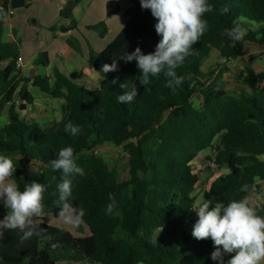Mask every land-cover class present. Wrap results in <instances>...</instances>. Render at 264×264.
I'll return each mask as SVG.
<instances>
[{"label":"trees","instance_id":"16d2710c","mask_svg":"<svg viewBox=\"0 0 264 264\" xmlns=\"http://www.w3.org/2000/svg\"><path fill=\"white\" fill-rule=\"evenodd\" d=\"M32 1L0 0V118L7 111V122L0 126V154L13 158L17 168L12 179L21 190L31 180L45 185L44 210L58 218L56 185L62 173L54 172L49 161L61 148L71 146L84 170L83 176L70 177L71 202L84 209L82 221L90 235L76 237L44 219L43 234L23 244L19 230H5L0 264H58L61 258L90 264H217L210 257L211 240L197 241L187 228L179 230L196 221L192 206L203 181L194 161L218 141L213 157L217 169H231L209 184L206 200L227 204L264 190V88L259 85L264 73L248 70L244 81L251 93L233 94L220 88L218 81L207 84L212 73L205 74L202 63L213 51L235 59L243 55L246 42L264 45V0H209L216 10L205 15L208 31L176 70L185 81L175 92L165 86L163 74L152 77L145 89L139 84L141 73L135 61L118 60L119 71L103 73L95 89L74 84L58 69L52 76L21 77L16 69L21 41L5 42L3 33L10 25V12L27 8ZM81 1L70 0L61 13L71 19L72 28L77 26L73 9ZM127 1L124 28L103 51L90 55V65L97 71L137 47L144 54L153 52L160 39L150 10L142 9L140 0ZM222 6L229 9L223 15ZM237 25L245 36L234 42L224 33ZM89 28L106 29L103 23ZM35 63L47 65V53H39ZM115 77L129 87L137 85L139 94L133 102H118L124 89L110 83ZM29 84L66 101L61 120L43 127L21 117L35 100ZM196 93L202 96L200 107L193 104ZM69 121L80 126V134L65 131ZM105 143L121 146L128 155L126 179L95 152ZM31 162L39 163L33 173L27 171ZM243 185H248L247 192L241 191ZM109 193L115 196L118 215L106 214ZM256 206L264 215V204ZM4 215L0 212V219Z\"/></svg>","mask_w":264,"mask_h":264},{"label":"clouds","instance_id":"9594fccd","mask_svg":"<svg viewBox=\"0 0 264 264\" xmlns=\"http://www.w3.org/2000/svg\"><path fill=\"white\" fill-rule=\"evenodd\" d=\"M140 6L150 10L156 20L154 28L160 39L155 50L144 54L137 47L131 53L124 52L114 58L111 64H103L100 72L107 74L119 71L118 60L125 63L135 61L141 73L139 84L145 89L150 85L152 77L163 74L166 78L165 86L175 92L185 81V77L178 75L176 70L184 64L186 57L193 54V46L208 31V21L204 17L215 11V6L209 0H140ZM228 11L225 6L219 9L221 15ZM224 34L238 42L244 38L245 31L237 25ZM110 83H119V87L124 89L123 94L117 96L121 104L133 102L139 94L135 83L129 87L127 82H120L119 77ZM65 131L76 136L82 130L69 121L65 124ZM49 166L54 172L62 173L61 181L56 185L58 218L67 226L78 227L85 212L82 207L71 202L70 177L83 176L84 170L76 163L74 149L71 146L61 148L56 157L49 161ZM16 168L12 157L0 154V204L6 209V214L0 219V239L5 230H19L22 233L20 243L23 244L45 231L41 227V218L45 215V185L31 180L21 190L12 179ZM241 191L247 192L248 185H243ZM108 199L110 203L106 205V214L118 215L114 194L109 193ZM192 210L197 219L191 235L197 241L211 240L214 249L210 254L212 261L217 264H264V215L259 214L257 206L247 196L239 200L232 199L227 204L201 197L195 201ZM57 246L52 245L53 248ZM226 256L229 257L227 260Z\"/></svg>","mask_w":264,"mask_h":264},{"label":"crops","instance_id":"0c3cea01","mask_svg":"<svg viewBox=\"0 0 264 264\" xmlns=\"http://www.w3.org/2000/svg\"><path fill=\"white\" fill-rule=\"evenodd\" d=\"M36 1L37 0H33L30 6L27 8L17 10L19 12V16H16V19H11L10 25L5 28L3 33V40L5 42L21 41L22 49L20 51V56L24 60V65L20 70H18L20 76L30 79L38 75L52 76L53 71L55 69H58L65 77H67L76 85L88 89L98 88L100 81L104 77V74L100 71L95 70L90 65V55L91 53L98 54L103 51L107 47V45L112 42L113 38L115 39L119 32L124 28L128 21V18L126 17L127 20L123 19V21H115L113 19L110 22L106 21V25L109 27V31H107V33L109 34H106V36L100 40L96 38V36L89 35L92 36L93 41H88V34L82 32V28L86 27L89 30L88 33H92L89 27L103 22L104 15H100L98 19L99 21H97L96 16L84 19V10L81 4L86 0L79 2L73 9V18L75 19L77 25L76 28L71 27V19H64L63 17L62 19L64 20L62 22L59 21L58 24L55 23L59 16H61L63 10L68 7L70 0H43L44 4H40V2H37V5H42L41 8L44 13H42L41 15L39 9L36 15L38 21L34 22V27L28 26L27 22H25V17L28 16L27 14L29 10L23 9H29ZM118 4L120 8L118 13H121V15L122 13L124 14L126 9L130 6V4L128 3L126 8L122 9L120 3ZM17 11H15V15H17ZM41 16L45 19V22H43L44 28H41L40 25ZM81 22L83 23L81 24ZM54 25H59L60 30L53 32L50 31V28L55 27ZM112 25L114 26L113 36L111 35L113 33L110 32ZM16 28L19 29L16 30ZM34 33L40 34L41 42L36 53H34L35 51H32L30 55H27L24 52L23 46H25L26 44L32 45V43H34V41L31 40L32 37H35L31 36ZM78 33L80 34L81 38L76 37ZM75 38L78 44H76V42L74 41ZM69 41H71L73 45H71ZM41 52L47 53L48 64L45 66L35 63L39 53ZM222 60L223 57H221L218 51H213L207 58L204 59L202 63V71L205 74L212 73L211 78L207 81V84L215 80L218 81V86L220 88L225 89L230 93H251V88L245 83L244 79L246 78L248 70L250 69L254 70L256 73H264V46L257 43L246 42L243 48V55L241 57L233 59L228 65H222ZM259 85L261 88H264V79L259 80ZM28 90L33 95L35 100L32 105H29L27 107L25 112H29L33 106L40 105L37 100L39 96L45 98L48 97L53 101L60 100L51 98L48 94L43 93L39 91V89L31 86V84L28 85ZM34 121L37 122L36 120ZM57 121L54 120L53 124ZM209 152L210 149L203 151L200 156L195 159V166L201 165L202 158ZM208 168L203 167L202 172L197 173L202 179L203 184L195 192L196 200L204 197L209 184L212 183V181L220 173L229 172V170L226 168L221 169L220 171L213 169L208 170ZM2 206L3 205L1 204L0 207ZM194 218L197 219V215L195 212ZM193 225L194 224L187 227V231L190 234L191 232L189 229Z\"/></svg>","mask_w":264,"mask_h":264},{"label":"rangeland","instance_id":"374dc122","mask_svg":"<svg viewBox=\"0 0 264 264\" xmlns=\"http://www.w3.org/2000/svg\"><path fill=\"white\" fill-rule=\"evenodd\" d=\"M112 1H116L118 3H120L122 9H125L128 2L126 0H86L84 1L81 5L83 7V17L85 18H91L93 16L97 17V21H99V17L100 15H104V20L103 24H105L106 29L103 30V28L100 29H90V31L92 33H88L89 30L86 27L82 28V32H84L85 34H88L87 39L88 41H93L92 36L89 35H93L96 36V38L103 39L106 34L108 35L109 33H107V31H109V27L106 25V21L110 22L112 19L117 21V20H127L126 16L122 13H117V14H113L111 16L107 15V7L108 4ZM37 2H40V4H44L43 0H37L34 4H32V7H30L29 9H23V10H29L28 12V16L25 17V22H27L28 26L34 27V22L38 21L37 20V11L40 9V14L42 15L43 10H42V5L38 4ZM52 6V5H51ZM67 6V5H66ZM22 10V9H21ZM17 15H15V13L12 15L11 19H16V16H19V12H16ZM10 19V22H11ZM64 19H62V16H59V18L56 20V24H58V22H62ZM43 22H45V19L41 16V20H40V25L41 28L43 27ZM121 22V21H120ZM83 22H81L82 24ZM55 26V25H54ZM19 28H16V30ZM59 31L60 30V26L57 25L55 27L50 28V31ZM45 31V30H44ZM102 32L104 33L103 35ZM110 32H112L113 34H111L112 36L114 35V26H111V30ZM46 35V34H45ZM31 36H35L34 38L32 37V41H34V43H32V45H28L26 44L25 46H23L24 48V52L27 55H30L32 53V51H35L34 53H36L38 50V47L40 45L41 42V36L40 34H32ZM76 37L81 38L80 34L78 33L76 35ZM114 40V38H113ZM112 40V41H113ZM74 41L76 42V44H78L76 38L74 39ZM21 49H22V45H21ZM44 49V48H41ZM40 49V50H41ZM244 84V83H243ZM245 85V84H244ZM247 86V85H246ZM85 88V87H83ZM88 89V88H86ZM38 103L40 104L39 106H33L29 112H21V117L23 119H25L28 123L32 124V122L34 120L37 121V123L43 127H45L46 125H51L53 124L54 120H60L61 118H63V116L65 115V106H66V101L64 99L62 100H58V101H53L48 97H42L39 96V98L37 99ZM193 104L196 107H200L201 103H202V96L201 94L197 93L194 95L193 97ZM6 119H7V111H5L2 115V117L0 118V126L3 125L4 123H6ZM34 119V120H33ZM95 152L102 156L107 163L109 164V166L111 168H115L121 179H126L128 176V169H129V163H128V155L126 154V152L124 151V149L121 146H116L112 143H105L101 146L96 147ZM211 156V153L209 152L208 154H206L203 158H202V163L199 166H195V172H202L203 167L208 168L209 167V160L207 159L208 157ZM39 166V163L37 162H31L29 164H27V171L29 173H33L37 170ZM218 170V169H217ZM203 188V186H202ZM251 202L255 205H262L264 204V190L260 191L259 193H253L248 197ZM45 211V215L44 217H42L41 219H44L47 223H49L52 226L55 227H59L62 228L64 230L69 231L70 233H72L74 236L76 237H85L90 235V232L88 230V227L86 226V224L82 221L81 224L78 227H70L67 226L65 224H63L59 218L55 217L53 215V213H51L49 210H44ZM0 212L5 213L6 214V209H4V207H0ZM190 232L192 230V227H190ZM58 264H90L88 262L82 261V262H73V261H69L67 259H59Z\"/></svg>","mask_w":264,"mask_h":264},{"label":"built area","instance_id":"2783aa9c","mask_svg":"<svg viewBox=\"0 0 264 264\" xmlns=\"http://www.w3.org/2000/svg\"><path fill=\"white\" fill-rule=\"evenodd\" d=\"M10 14H14V11H11ZM264 46V45H263ZM234 58L232 57H227V58H223L221 64L222 65H228L231 63V61L233 60ZM24 65V60L21 56H19V58L17 59L16 61V69L17 70H20ZM217 146H218V141H215V143L210 147V153H211V160H209V167L213 170H217V166L214 162V155L216 154V150H217ZM195 212V211H194Z\"/></svg>","mask_w":264,"mask_h":264},{"label":"water","instance_id":"95a60500","mask_svg":"<svg viewBox=\"0 0 264 264\" xmlns=\"http://www.w3.org/2000/svg\"><path fill=\"white\" fill-rule=\"evenodd\" d=\"M120 8H119V4L116 1H112L108 4L107 7V15L111 16L113 14H117L119 12ZM208 170H212L210 167L208 168ZM187 228V224L183 225L179 230L180 232L185 230Z\"/></svg>","mask_w":264,"mask_h":264}]
</instances>
